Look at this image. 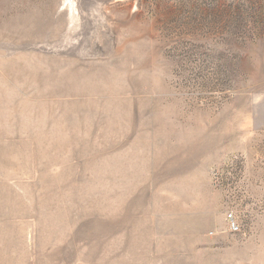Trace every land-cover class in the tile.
Masks as SVG:
<instances>
[{"label":"rangeland","instance_id":"1","mask_svg":"<svg viewBox=\"0 0 264 264\" xmlns=\"http://www.w3.org/2000/svg\"><path fill=\"white\" fill-rule=\"evenodd\" d=\"M0 264H264V0H0Z\"/></svg>","mask_w":264,"mask_h":264},{"label":"built area","instance_id":"2","mask_svg":"<svg viewBox=\"0 0 264 264\" xmlns=\"http://www.w3.org/2000/svg\"><path fill=\"white\" fill-rule=\"evenodd\" d=\"M228 216H229L228 219H229V221L231 223V227L234 228V229H237L238 226L236 225V222L234 221L233 215L232 214H229Z\"/></svg>","mask_w":264,"mask_h":264}]
</instances>
